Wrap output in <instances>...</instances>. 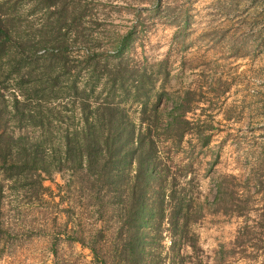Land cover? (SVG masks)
<instances>
[{
  "label": "rangeland",
  "instance_id": "374dc122",
  "mask_svg": "<svg viewBox=\"0 0 264 264\" xmlns=\"http://www.w3.org/2000/svg\"><path fill=\"white\" fill-rule=\"evenodd\" d=\"M39 1L2 8L18 37H44L5 61L24 77L1 83L7 98L13 89L32 94L20 98L45 126H19L16 117L7 127L31 141L48 137L44 155L55 166L43 174L44 188L31 172L17 181L0 172V264H114L123 216L105 183L108 153L95 167L65 155L68 137L83 142L90 110L82 99L111 102L137 133L152 126L167 189L185 187L191 204L198 249L185 247L187 262L264 264V0H57L59 8ZM132 71L146 74L149 98L134 95L130 78L124 92ZM185 96L189 108L170 127L174 100ZM97 125L107 129L110 117ZM94 239L103 263L94 260Z\"/></svg>",
  "mask_w": 264,
  "mask_h": 264
},
{
  "label": "trees",
  "instance_id": "16d2710c",
  "mask_svg": "<svg viewBox=\"0 0 264 264\" xmlns=\"http://www.w3.org/2000/svg\"><path fill=\"white\" fill-rule=\"evenodd\" d=\"M8 2L11 0L0 1V172L5 178L15 179V181L24 175L25 178H28L31 172L32 176L37 175L41 187L44 188L43 174L50 173L52 166H55V163L48 161V157L44 155L48 137L31 141L22 135L16 137L10 133L7 127L8 121L16 117L19 126L40 122V125L44 127V117L42 116L40 121L37 117L36 120L37 113L26 107L29 101L26 102L25 98L32 99L31 93H25L21 87H17L22 93L13 89L14 91H11L9 97L12 101L9 103V98L4 93L6 87L1 83L2 77L5 79L12 78V76L14 78L24 77V74L21 75L23 72L21 68L7 69L5 61L13 59L14 51L20 55V48L26 47L29 43L34 44L33 46L40 42L43 43L44 36L42 35V38L35 42L29 36L25 39L22 38L18 32L20 39L17 36L15 19H10L7 14L2 12L3 6ZM39 2H43V0ZM45 4L48 8L58 7L57 0H46ZM12 6H15V3ZM66 12L67 7H62L61 15L57 19V23L61 26L67 19ZM125 46L126 44L122 43L121 52ZM129 73L131 74L127 77L124 76V80L121 81L122 88H126L123 89L124 92L129 94L131 91L128 86L125 87V78H130L134 95L139 97L147 95L149 98L151 90L145 88L146 74L142 73L136 77L137 74L134 71ZM85 92L84 90L83 93ZM20 96L25 98L21 100ZM186 101H188L187 96L174 100L175 105L171 111L173 119L169 123L170 127L180 126L182 122L179 120L181 110L185 111L189 108ZM80 105L84 112L90 110L89 114L85 113L86 126L84 133L82 132L84 134L83 142L80 145L78 142L76 145L69 137H66L65 155L66 159L75 164L78 165L79 162L80 167L85 166L83 162L95 167L99 164L104 152L108 153L109 158L104 164L105 183L110 191H114L112 198L119 201V214L123 216L120 225V245H117L115 251L114 264H197L196 261L187 262L190 253L185 251V247H191L194 252L198 249L195 243H191L194 236L190 229L191 219H188L191 204L185 193V187L176 190L175 183L171 181L173 185L167 189L169 173L165 166H161L158 159L156 143L151 135L152 126L148 125L145 131L141 130L137 133L133 123H121L122 118H120L117 108L112 107L111 102L105 101L95 106L87 99H82ZM38 112L44 113L41 110ZM107 115L110 117L111 125H107V129L102 131V129H98L97 123ZM104 131H106L107 137L103 144L99 140V136ZM208 141L209 138L205 143ZM133 165H135V169L132 172ZM225 190L222 178L218 181V200L224 199ZM166 232L170 239L168 247L164 243ZM96 242L97 240L94 239L90 248L94 254V260L103 263L105 257L101 256Z\"/></svg>",
  "mask_w": 264,
  "mask_h": 264
}]
</instances>
